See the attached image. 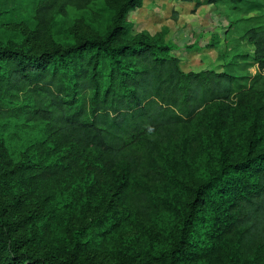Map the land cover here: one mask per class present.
Instances as JSON below:
<instances>
[{"label": "trees", "instance_id": "obj_1", "mask_svg": "<svg viewBox=\"0 0 264 264\" xmlns=\"http://www.w3.org/2000/svg\"><path fill=\"white\" fill-rule=\"evenodd\" d=\"M96 1L34 0L35 25L26 38L0 41V119H18L40 131L34 146L16 159L0 140V264H207L220 252L236 259V251L264 247V92L262 117H254L239 150L229 147L230 135L222 136L215 165L186 187L161 247L148 242L109 256L84 242L88 225L117 210L121 191L106 195L103 210L85 197L77 207L65 189L73 184L78 190L89 171L72 158L47 160V154L63 146L97 151L109 158L108 171L121 165L122 178L140 171L158 180L163 172L145 161L164 169L154 157L158 148L190 123L231 108L241 78L215 68L184 71L168 44L125 38L126 13L142 0H110L102 32L74 33L65 41L53 37L58 16ZM225 1L235 2L241 13L264 8V0ZM263 17L264 11L236 17L224 31L249 22L239 40L253 46L258 72L248 76L251 83L239 90V101L264 90ZM132 200L134 213L155 210L148 194ZM66 212L75 219H64Z\"/></svg>", "mask_w": 264, "mask_h": 264}, {"label": "rangeland", "instance_id": "obj_2", "mask_svg": "<svg viewBox=\"0 0 264 264\" xmlns=\"http://www.w3.org/2000/svg\"><path fill=\"white\" fill-rule=\"evenodd\" d=\"M235 4L225 0L214 3H208L207 0H142L139 6L126 13L123 35L127 39L140 36L168 44L179 58V65L184 71L214 68L217 50L212 46L220 37L222 39L231 21L233 23L236 17L239 21L244 15L264 11L262 8L241 13L237 12L238 6ZM34 6V0H0V41H20L26 38V33L35 25ZM110 17V0H97L79 12L70 8L66 14L54 20L53 37L65 41L71 39L74 33L102 32ZM246 24L249 22H239L233 29L242 30ZM231 35L233 33L230 29L227 36ZM252 71L253 69L246 71L239 78V84H234L233 96L228 102L231 108L226 112L222 111L219 117V110L215 111V115L212 113L215 119L205 117L190 123L181 128L174 139L158 148L154 157L163 164L164 169L161 170L153 160L145 161L151 164L152 170L156 167L163 172H158L162 174L158 180L140 171L125 174L122 178L121 165L108 171L109 158L97 151L63 146L58 151L47 154V160L60 156L67 160L72 158L89 171L84 184L76 185L78 190H73V184L65 189L75 206L80 207L82 198L85 197L91 206L100 203L99 207L102 209L109 192L116 189L121 191L117 210L113 213L110 210L109 213L112 214L107 215L108 217H101L102 220L87 226L83 239L85 243L97 252L109 256L118 250H136L148 242L155 249L165 243L167 228L176 217L174 208L184 205L186 187L215 165L218 140L230 135L229 147L238 151L247 137V131L256 122L254 117H262L263 110L259 111L258 105L264 90L248 96L245 102L238 100L239 90L251 83L248 75L253 74ZM39 134L38 128L29 127L18 119H10L8 122L0 119V140L5 143L7 156L12 159H16L24 149L34 146L39 140ZM141 151L143 147L137 153ZM141 194H148L150 197V205L155 209L150 213L151 216L131 211L132 198ZM61 198L66 199V195ZM63 217L68 221L75 219L67 212ZM231 261L236 264H264V247L252 248L247 252L236 251V259H230L225 253L221 256L220 252L213 262L211 259L207 264H230Z\"/></svg>", "mask_w": 264, "mask_h": 264}, {"label": "crops", "instance_id": "obj_3", "mask_svg": "<svg viewBox=\"0 0 264 264\" xmlns=\"http://www.w3.org/2000/svg\"><path fill=\"white\" fill-rule=\"evenodd\" d=\"M245 17L248 15H244ZM233 35L227 36L230 30L225 34L223 33L222 39L212 46L217 50L216 54V70H224L236 76H244L246 71H252L253 74L248 76H254L258 72L257 65L252 61L253 46L240 39L242 30L231 29ZM248 63V64H247ZM251 63V64H249Z\"/></svg>", "mask_w": 264, "mask_h": 264}]
</instances>
